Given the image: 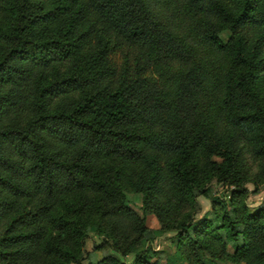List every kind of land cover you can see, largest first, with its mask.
Wrapping results in <instances>:
<instances>
[{
    "label": "trees",
    "instance_id": "1",
    "mask_svg": "<svg viewBox=\"0 0 264 264\" xmlns=\"http://www.w3.org/2000/svg\"><path fill=\"white\" fill-rule=\"evenodd\" d=\"M162 1L174 24L153 0H0V264H83L88 233L68 197L106 193L118 200L111 214L131 215L118 178L106 181L99 172L113 156L146 160L149 189L168 180L177 203L191 208L180 241L202 248L195 236L228 235L236 256L264 264V207L244 210L241 219L225 211L215 224L193 223L200 153L231 187L251 172L246 155L257 167L264 163V0ZM98 26L105 48L121 40L138 53L133 62L104 60L96 74L79 66V49ZM203 49L199 90L227 72L218 109L209 113L193 103L196 79L187 71ZM224 113L235 134L230 142L220 135ZM146 148L168 160L160 165ZM70 237L75 250L65 242ZM111 247L123 258L134 253L132 264H158L152 247ZM103 261L127 264L115 256Z\"/></svg>",
    "mask_w": 264,
    "mask_h": 264
},
{
    "label": "rangeland",
    "instance_id": "2",
    "mask_svg": "<svg viewBox=\"0 0 264 264\" xmlns=\"http://www.w3.org/2000/svg\"><path fill=\"white\" fill-rule=\"evenodd\" d=\"M157 1L153 6L155 12L163 17L169 14L168 8L162 0ZM163 12V13H160ZM167 23L174 24L175 21L166 17ZM52 29H50V32ZM100 26L96 28L92 39L81 46L78 52V64L82 68H88L93 74L106 67L110 59L115 67L124 65L126 59L133 62L138 55L137 52L127 48L121 40H117V47L113 51L105 48V37L101 36ZM221 37L227 41L231 37L229 31L221 33ZM113 42L115 38L113 37ZM194 43V42H192ZM196 45V43H195ZM205 49L199 51L197 59L187 68L193 84V103L204 113H209L217 108V102L221 98V85L226 70L219 74L217 82H213L209 76L211 86L198 89L197 80L200 74V63L205 55ZM161 67V66H159ZM155 69L154 71H156ZM159 76L158 72H155ZM164 81V80H163ZM209 86V87H208ZM220 135L223 141H233L234 132L228 121L227 114H222L220 124ZM146 157H157L160 165H164L168 156L146 148ZM246 160L251 172L242 176L238 187L220 183L215 178V170L210 160L200 153L194 160V175L198 183L195 194L198 195L196 204L197 214L193 215V223L199 221H213L225 211L236 212L238 218L244 215V210L253 213L264 207V163H258V167L251 156L246 155ZM104 180L117 179L126 197L124 208L131 213L114 215L111 210L118 204V200L106 193L103 194H74L69 196L76 207L81 209L82 225L88 233L87 256L83 264H103V260L115 256L122 262L132 264L135 254H129L126 258L114 251L112 243L117 241L124 250L131 246L142 250L144 247H152L154 259L158 264H246V260L235 254L234 244L228 235L214 238L211 233H201L195 236L202 248L187 241H180L179 227L182 221L187 220L192 214L188 205H180L173 198L170 192L169 181L166 180L160 186L149 189L151 171L146 160L139 162H125L119 158L111 157L101 161L99 171ZM242 191L234 198L233 191ZM215 205V206H214ZM224 207H227L225 210ZM68 213L65 208L63 209ZM137 218V219H136ZM145 220V231H141V221ZM142 240H146L142 243ZM72 250L77 248L76 241L70 237L65 240ZM100 245L98 248L97 246ZM89 252V255H88Z\"/></svg>",
    "mask_w": 264,
    "mask_h": 264
}]
</instances>
